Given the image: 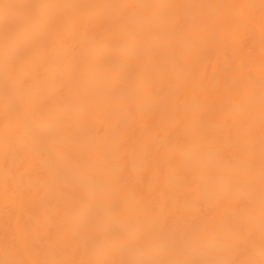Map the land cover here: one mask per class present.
<instances>
[{"label":"bare ground","instance_id":"bare-ground-1","mask_svg":"<svg viewBox=\"0 0 264 264\" xmlns=\"http://www.w3.org/2000/svg\"><path fill=\"white\" fill-rule=\"evenodd\" d=\"M0 264H264V0H0Z\"/></svg>","mask_w":264,"mask_h":264}]
</instances>
